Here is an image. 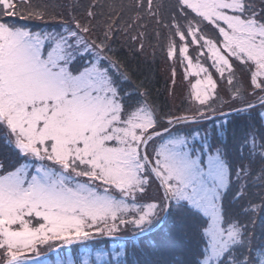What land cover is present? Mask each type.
<instances>
[{
	"label": "snow or ice",
	"instance_id": "snow-or-ice-1",
	"mask_svg": "<svg viewBox=\"0 0 264 264\" xmlns=\"http://www.w3.org/2000/svg\"><path fill=\"white\" fill-rule=\"evenodd\" d=\"M97 5L65 18L51 0H0V140L15 157L0 153V264L73 244L80 258L56 264H129L141 241L155 264H264V127L231 154L228 121L214 119L259 107L264 123V0H175L166 12L136 0L140 27L147 16L157 39L167 30L173 85L178 68L188 83L180 113L133 80L113 47L120 17L99 20ZM145 37L130 36L141 53ZM169 221L187 245L172 243ZM121 232L131 251L86 245Z\"/></svg>",
	"mask_w": 264,
	"mask_h": 264
},
{
	"label": "trees",
	"instance_id": "trees-1",
	"mask_svg": "<svg viewBox=\"0 0 264 264\" xmlns=\"http://www.w3.org/2000/svg\"><path fill=\"white\" fill-rule=\"evenodd\" d=\"M89 2L90 0H51V3L54 5L60 6L56 7L55 11L62 12L65 15V18H67L69 11L76 12L77 14L82 13ZM135 3L136 0H98L96 8L97 18L101 21H107L110 16L119 15L120 19L117 21V24L120 27L116 29L117 34L113 41V47L116 48L117 54L127 64L133 80L137 84L142 81L144 82L145 87L150 91V98L163 112L180 113L179 105L186 100L182 99L179 103L176 101V105L172 106V92L178 90L179 94L183 95L188 83L182 79V75L176 77L175 85L172 83V61L166 59L165 53L167 30L163 28L160 29V42L156 43L154 30L157 26L147 16L144 18L147 28L139 26L140 22L135 21L134 19L137 11ZM174 3L175 1L172 0H154V4H163L165 6L163 9L164 12L168 11ZM70 5L72 6L71 8L69 7ZM101 5H103V7H100ZM113 9H115V11H113ZM101 12H103V16L100 15ZM129 24H131V27L127 28V32L125 33L124 28ZM138 31H144L146 33L143 53L138 50V45L130 40V36ZM192 51L193 50L190 48V52ZM177 71L178 74H181L180 70L177 69ZM245 77H243V79H245ZM224 120L228 121L225 143L227 144V150L231 154H237V144L244 135L249 131L259 132L261 128L264 127L260 115H255L254 118L253 116H250V119L237 114L215 118L217 124ZM211 123V121H208L205 125L201 126H211ZM0 153H6L7 155L11 154V152H8L4 147L2 140H0ZM257 191L259 190L254 189V192ZM254 218L257 220L254 229L256 237L255 242L260 243L262 229L259 222V214ZM166 227H170L172 230L173 244L177 247H182L188 244L189 238L185 235L186 228L181 226L179 221H177L175 225H173L172 221H169ZM153 238L159 242L162 237L161 234L157 233L154 234ZM120 244H124L129 248V251H131L130 242H122ZM162 258L163 257H161L158 252L143 243V241H141L136 248L135 254H130L127 257L129 264L134 260L140 261V264H145L146 261H151L155 264V262ZM180 258L183 259V257Z\"/></svg>",
	"mask_w": 264,
	"mask_h": 264
},
{
	"label": "rangeland",
	"instance_id": "rangeland-1",
	"mask_svg": "<svg viewBox=\"0 0 264 264\" xmlns=\"http://www.w3.org/2000/svg\"><path fill=\"white\" fill-rule=\"evenodd\" d=\"M175 1V0H172ZM30 24H35L38 25L39 27H44L43 25L40 24V22H29ZM58 22L55 21H50L49 24L51 25H55ZM160 42V38L157 39L156 38V43ZM178 70L181 71V74H178L177 71V76H183L182 73V69ZM176 76V77H177ZM241 79L244 80L245 82V86H247V78L245 76H243V74H241ZM243 77H245V79H243ZM191 79H195V78H191ZM187 95H188V84L186 85V89L185 92L183 93V95H180L178 90L177 91H173L172 92V102L171 105H176V101L177 103H179L182 99H185L186 101L183 102L182 104L179 105V111L183 112L187 107H188V100H187ZM221 95L225 96V98H227V95L224 91L221 90ZM226 110H231V106H225L224 111ZM260 113V109L259 107H257L255 110H251V112L249 114H245L243 117H248L250 119V116H253V118L255 117V115H259ZM201 128H203L202 126H200ZM13 154H9V156L13 159H15L14 156H12ZM123 234H127V232H124ZM113 244H116L117 246H119L118 241H112V240H105V241H93V242H87L86 245L88 248H91L93 250H95L96 248H100V249H104L106 251H111ZM85 246H81L78 250H73L72 248L69 249H65L63 251H61L60 253L53 255L49 258H46L44 260H38L36 261L37 264H56L57 260H67L69 257H71L73 260H78L80 258L81 253L83 252ZM50 250H48L47 248H41L39 254L41 253H46Z\"/></svg>",
	"mask_w": 264,
	"mask_h": 264
},
{
	"label": "water",
	"instance_id": "water-1",
	"mask_svg": "<svg viewBox=\"0 0 264 264\" xmlns=\"http://www.w3.org/2000/svg\"><path fill=\"white\" fill-rule=\"evenodd\" d=\"M226 114H228V112H227ZM230 114H233V112L231 111ZM216 117H220V115L217 114ZM214 118H215V117H214ZM105 238H109V237H105ZM126 238H127V237H121V238H119V239H122V240H126V241H127ZM70 246H71V245H70ZM66 247H69V246H63V247H60L59 249H61V248H66ZM59 249H57V250H59Z\"/></svg>",
	"mask_w": 264,
	"mask_h": 264
}]
</instances>
